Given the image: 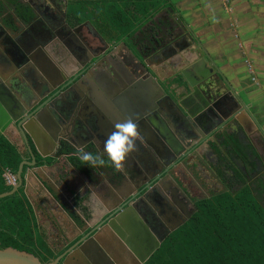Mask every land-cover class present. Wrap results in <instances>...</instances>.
<instances>
[{
    "label": "flooded vegetation",
    "instance_id": "af4514ba",
    "mask_svg": "<svg viewBox=\"0 0 264 264\" xmlns=\"http://www.w3.org/2000/svg\"><path fill=\"white\" fill-rule=\"evenodd\" d=\"M8 4L14 7L10 24L22 11L27 18L16 29L12 68L17 74L28 56L25 73L11 90L13 116L24 117L28 132L24 137L13 125L5 131L21 160L15 174L6 171L11 182L5 179L32 207L45 247L36 244L31 251L42 263L64 256L59 264H93L104 254L115 264H136L129 248L122 250L123 238L131 242L149 233L159 240L171 226L189 221L200 202L238 191L240 171L244 184L264 182L262 163H255L256 172L247 171L235 147L241 143L254 160L261 141L245 137L233 124L218 130L221 110L227 116L234 111L233 96L228 110L218 101L193 118L169 100L166 81L180 80L183 73L198 88L185 96L187 112L201 107L207 95L200 85L210 67L181 27L184 19L169 16L172 11L175 16L169 5L144 17L135 9L138 0ZM22 45L30 50L27 56ZM145 63L166 81L157 85ZM128 118L140 135L126 172L116 173L110 163L84 165L78 149L102 153L114 124Z\"/></svg>",
    "mask_w": 264,
    "mask_h": 264
},
{
    "label": "trees",
    "instance_id": "16d2710c",
    "mask_svg": "<svg viewBox=\"0 0 264 264\" xmlns=\"http://www.w3.org/2000/svg\"><path fill=\"white\" fill-rule=\"evenodd\" d=\"M168 5L165 0H138V8H134L149 17ZM111 11L115 13L117 8L112 7ZM124 26L129 28L131 24L126 22ZM235 147L238 162L247 171L256 172V162L247 155L245 147L239 144ZM20 162L16 148L1 137L0 195L12 190L4 175L6 171L15 174ZM239 173L238 191L200 202L197 213L165 240L147 264H264V182L258 180L255 186L244 184V172ZM33 215L22 194L0 199L1 249L11 247L34 254L31 250L36 244L45 247L38 238ZM51 259L54 257L43 262Z\"/></svg>",
    "mask_w": 264,
    "mask_h": 264
},
{
    "label": "crops",
    "instance_id": "0c3cea01",
    "mask_svg": "<svg viewBox=\"0 0 264 264\" xmlns=\"http://www.w3.org/2000/svg\"><path fill=\"white\" fill-rule=\"evenodd\" d=\"M4 1L0 5V76L10 77L18 45L9 17L14 7L10 0ZM165 1L175 16L173 11L165 13L172 18L179 15L201 36L204 48L263 128L261 133L253 125L252 132L245 134L239 126L242 135L261 141L254 162L264 168V0Z\"/></svg>",
    "mask_w": 264,
    "mask_h": 264
},
{
    "label": "water",
    "instance_id": "95a60500",
    "mask_svg": "<svg viewBox=\"0 0 264 264\" xmlns=\"http://www.w3.org/2000/svg\"><path fill=\"white\" fill-rule=\"evenodd\" d=\"M4 0H0V5H4ZM21 4V1L18 2ZM1 8V7H0ZM25 9V7H24ZM25 11L21 12V15L18 13V17H15L13 25L14 33L17 32L16 29H19V22H21L23 19L24 21H27V18H25ZM23 16V17H22ZM179 16V15H178ZM181 27L186 29L187 36L189 37L190 41L195 43L196 47H199L203 51V58L205 61H207L210 65L208 68L207 75L204 77L201 87H203L204 93L207 95V98L204 97L203 103L201 107H197L194 109L193 112H187L185 107V96L192 90L197 91V87L194 86V84L186 77L185 74L182 73V78L179 80L178 76H176L173 79L169 80H163L161 74L155 73L152 71L150 67L147 66V63L142 64L144 67V70L147 74H149L158 85V81L164 82L166 81L167 86L170 88V93L173 96V98L168 97L169 100L173 102V104L178 108V110L181 111L180 107L184 110L183 115L186 118H193L197 116L202 109L206 107H215L216 103L219 101L221 103L220 107L225 106V108L228 110L232 106H229L230 104H227V101L229 100V96H233L234 104L232 109H234L231 116H227L224 111L221 110L220 115L222 117L221 124L218 128V130H223L229 124H233L237 129H239V126L243 128V131L245 134H249L252 132L253 125L257 127V129L262 133L263 128L259 125L256 117L253 115V113L250 111L249 108L246 107L243 98L238 95L233 88L231 82L228 80L227 76L217 67V65L214 62V59L211 57V54L208 53V51L204 48L201 36L198 35L194 30L190 28V26L187 24V22L184 20L181 21ZM21 48L24 49V53L29 54L30 50L26 48V45H22ZM28 58V56H27ZM27 58H23V61L21 64L17 67L19 72L12 73L10 77H1L0 76V138L4 137L5 139L9 140V137L6 135L5 131L11 126H15L16 129H18L23 136H26V132H28L26 126L24 125V117L20 116L18 118H15L13 116V107H14V96L12 94V88L13 85H15L19 81V73L21 76H24V70L27 63ZM24 67V68H23ZM207 67V65H206ZM155 75V77H154ZM203 85V86H202ZM163 90V89H162ZM164 94L165 91L163 90ZM19 122L18 124H16ZM10 141V140H9ZM82 149H78L77 152H81ZM23 165L20 167L19 172V181L22 184L23 178H21ZM17 191V188H14L12 191L8 193H4L0 195V199H4L9 196H13ZM191 218V217H190ZM189 218V219H190ZM188 220H185L183 222H179L175 224L174 226H171L169 231L166 233L165 236L162 238H159V240H155L153 236H151L149 233V237H143V239H133V241L129 242L125 238H123L125 244L127 247L123 246L122 250H125L136 262V264H147L149 259L155 254V252L160 249L163 242L167 239V237L177 231L179 228H181ZM148 231V230H147ZM152 240L153 246H150L152 243L149 242ZM118 243V242H117ZM134 243V244H131ZM119 244H121L119 242ZM127 248H129L127 250ZM139 249V250H137ZM64 256L58 258L55 262L49 263V264H59V262L63 259ZM67 261V260H66ZM64 262V264H68V262ZM0 264H44L42 263L37 257L34 255L24 252V251H18L13 248H6L1 249L0 248ZM93 264H115L114 261L107 257L104 254H100L98 258V262H93Z\"/></svg>",
    "mask_w": 264,
    "mask_h": 264
},
{
    "label": "clouds",
    "instance_id": "9594fccd",
    "mask_svg": "<svg viewBox=\"0 0 264 264\" xmlns=\"http://www.w3.org/2000/svg\"><path fill=\"white\" fill-rule=\"evenodd\" d=\"M139 135L136 121L128 118L114 124L113 131L104 141L102 153L81 151L79 158L84 165L92 169L98 166L104 167L106 163H110L116 173H125L128 159L137 151L136 142Z\"/></svg>",
    "mask_w": 264,
    "mask_h": 264
},
{
    "label": "built area",
    "instance_id": "2783aa9c",
    "mask_svg": "<svg viewBox=\"0 0 264 264\" xmlns=\"http://www.w3.org/2000/svg\"><path fill=\"white\" fill-rule=\"evenodd\" d=\"M5 177L7 178L8 181L11 182V174L9 172L5 174Z\"/></svg>",
    "mask_w": 264,
    "mask_h": 264
},
{
    "label": "rangeland",
    "instance_id": "374dc122",
    "mask_svg": "<svg viewBox=\"0 0 264 264\" xmlns=\"http://www.w3.org/2000/svg\"><path fill=\"white\" fill-rule=\"evenodd\" d=\"M225 1H227V0H225ZM117 11H118V8H117ZM239 144H241V143H239ZM5 176V175H4ZM180 229V228H179Z\"/></svg>",
    "mask_w": 264,
    "mask_h": 264
}]
</instances>
